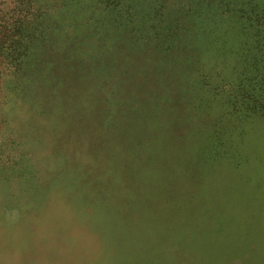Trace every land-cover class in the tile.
Wrapping results in <instances>:
<instances>
[{
  "label": "rangeland",
  "instance_id": "1",
  "mask_svg": "<svg viewBox=\"0 0 264 264\" xmlns=\"http://www.w3.org/2000/svg\"><path fill=\"white\" fill-rule=\"evenodd\" d=\"M200 1L208 11L190 16L196 0H128L129 8L116 17L106 12L107 0H48L47 12L40 8L45 38L19 74L45 83L34 66L40 58L49 83L64 85L78 103V115L56 109L44 136L26 119L29 94L25 105L11 109L9 103L0 114L7 122L0 126V164L22 158L40 168L37 175H0V186L5 192L44 193L37 206L53 213L41 212L34 224L35 236L48 244L55 222L75 225L68 232L82 246L72 239L61 247L78 254L69 264L114 262L107 249L111 211L172 207L202 212V220L188 223L181 234L206 256L233 251L245 264H264V0ZM116 18L120 29L107 25ZM56 20H67L69 27L53 35ZM165 23L177 40L167 51L131 45V27L156 28L161 35ZM31 66L36 70L27 72ZM113 68L120 77L111 75ZM10 76L9 98L18 99V73ZM72 194L78 197L68 202ZM79 210L93 215L91 220L79 218ZM2 211L0 219L13 226L18 211ZM99 226H105L102 233ZM23 243L11 239L9 251L0 248L1 261L24 262L29 250Z\"/></svg>",
  "mask_w": 264,
  "mask_h": 264
},
{
  "label": "trees",
  "instance_id": "2",
  "mask_svg": "<svg viewBox=\"0 0 264 264\" xmlns=\"http://www.w3.org/2000/svg\"><path fill=\"white\" fill-rule=\"evenodd\" d=\"M39 2L38 0H0V114L2 117L4 116V109L8 107L9 103L11 109L18 105H25L24 95L29 94L32 102L30 103L29 101V104H26L27 106L23 108L28 116L26 119L29 120L32 118L30 120L33 121V124L39 125L34 129V132H37V130L41 128V130L45 132L44 136H46V131L50 129L54 119L57 117L55 114L56 109H58L59 112L71 110L73 115H78L77 112L73 111L74 108L79 107V105L77 102H72L73 96L67 94L68 89H64V85L49 83L51 82V77H49L48 74L49 69L42 66L40 58H36L34 66H38L36 73L43 74L42 76L47 79L45 83L38 77H28L19 74L21 70L26 68L27 60L33 52L34 45L45 38L42 33L45 29H43L44 26L43 22H41V15L43 11L47 12L48 10V0L46 3L43 2L42 6H44V9L39 5ZM127 2L128 0H107L106 5L108 8L106 12L116 17L123 8H129ZM195 3V6L188 9L189 16L191 14L197 15L201 11H208L202 9L203 5L200 0H196ZM206 5L210 7V3ZM40 8L43 9V11ZM262 20L263 18L261 17V21ZM120 21V19H114L108 22L107 25L113 27L114 23H116V26H114L115 29H120L122 27ZM55 22L53 30L51 31L53 35L59 27H69V25H67V20L61 23L57 20ZM163 29L165 33H161L160 35V31L156 28L154 32H143L140 28L131 27L128 31L131 45H137L138 49L141 50L151 45L156 49L160 48L163 51H167L169 46H174L177 40L172 35H169V33L173 31V28H171L169 24L165 23ZM240 34H242V32ZM49 35L51 36V34ZM236 36L239 37V34L237 33ZM175 37H177V35H175ZM153 40L156 41V43L152 44ZM157 41H160L164 47L161 48L160 43ZM123 43L118 44L115 42V45L123 47L125 45ZM243 44H245V42ZM145 52L146 54L148 53L147 51ZM41 55H43L42 51ZM32 69H34V71L36 70L31 66L28 68L27 72L32 71ZM78 70L79 69H77V72ZM121 70L122 72H126L123 69ZM16 72L18 73V78L16 80L18 84L15 86V89L19 93H22V97L19 96L20 98L17 97L18 99L10 100L9 92L14 91L10 90L8 92L7 82L10 77H17L15 75L10 76L12 73ZM113 73L118 77L121 76L120 69L113 68L111 75H113ZM110 79V81H113L114 78ZM32 86L36 88L31 89L30 87ZM35 90L38 95H35ZM33 94L35 96H33ZM40 98L41 101L39 100ZM249 102L250 104H257L256 101ZM28 113H31V115ZM34 113L36 114L34 115ZM118 114L117 112V115ZM106 117H108L107 114ZM109 117L112 116L109 114ZM78 119L81 121V118ZM73 122H71V124ZM88 122H90V120H88ZM27 123L30 124L29 121ZM5 124H7L6 119H0V126ZM10 130H12L14 134L17 132L13 130V127H11ZM23 136L27 138L25 145L28 146L31 140H28L26 135L23 134L22 137ZM37 141L41 143L40 138ZM23 142L19 141L20 144ZM39 168L40 166L34 161L26 162L25 159L23 160L20 158L18 159V163L12 165L7 163L2 164L0 166V175H7V173L11 171V175H37ZM43 197L44 193L25 194L11 191L5 192L2 186H0V209L3 210L2 215H4L6 209L14 208L18 211V218L11 227H8L5 220L0 219V248L3 251H9L5 245L10 244L11 239H13V241L21 240L24 242L23 244L27 246L29 255L26 256V260L23 259L24 262L20 264H34L35 261H42L43 259L51 264H69L71 257L74 256L76 260L78 254L75 253V249L71 246L67 253H63L64 251H62L61 247H64L66 244L70 245L72 239H74V244L76 243L79 249L80 245L82 246L81 240L74 234V231L73 234L68 232L69 229L75 228L74 224H70L67 228V226H65L66 224L63 225L61 222H55L53 228L55 234L52 232L51 240L47 239L50 244L42 239L43 237L39 238L38 235L35 236L37 224H34V222L37 218H40L39 214L43 212L45 216H49V214L53 213L50 210L46 211V207L45 209L41 207L43 204L37 206ZM77 197L78 196L74 194L68 195L67 201L75 202ZM19 198L24 199V202L23 200H19ZM39 207H41L43 211H41ZM77 212L84 214V216H79L84 222H89L93 216H91L90 213H84L80 210L76 211V213ZM110 214L109 218L112 225L110 231L111 236L109 241L106 240L108 244V255H113L112 257L114 258L112 264H228L232 258H239L241 264L246 263L243 256L233 251H231L232 253H221L219 256H206L205 250L198 249L193 242L183 238L184 236L181 234V231L184 230L186 232L188 223L202 220V212L200 211H187L177 207H172L167 210L126 208L119 210V212L111 211ZM203 216L204 218L206 217L205 214H203ZM99 227L100 229L98 230L102 233L105 226ZM64 229H66V231ZM37 252L40 254L44 253L41 254L39 260L38 258H34V254ZM22 257L23 256H21V258ZM0 264L7 263H3L0 259Z\"/></svg>",
  "mask_w": 264,
  "mask_h": 264
}]
</instances>
